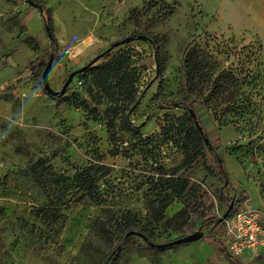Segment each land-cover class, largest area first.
Instances as JSON below:
<instances>
[{
  "label": "rangeland",
  "instance_id": "obj_1",
  "mask_svg": "<svg viewBox=\"0 0 264 264\" xmlns=\"http://www.w3.org/2000/svg\"><path fill=\"white\" fill-rule=\"evenodd\" d=\"M27 1L0 0V264H126L140 257L153 264H264L261 255L229 258L214 238L223 227L208 221L235 202L234 211L253 208L264 226V35L237 24L230 29L222 18L215 23L208 12L220 8L218 0H31L50 13L52 50L38 9L41 27L29 31L35 8ZM66 31L78 40L65 41ZM190 45L207 63L205 82L182 78ZM131 51L140 68L139 99L129 115L137 133L123 130L115 115L123 103L89 77H73L63 95L70 102L42 90L51 54L48 82L59 92L94 59L96 66ZM205 88L215 94L208 103ZM185 95L195 100L205 152L178 172L189 180L187 193L159 216L145 205L155 199L157 180L170 177L184 157L176 134L183 111L174 102ZM90 165L98 168L100 188L110 189L102 205L78 202L69 184ZM36 168L44 184L52 175L62 184L52 185L50 199L35 182ZM60 199L62 207L46 208ZM183 202L187 212L176 216ZM106 210L130 213L155 243L196 230L204 236L165 249L138 236L117 246Z\"/></svg>",
  "mask_w": 264,
  "mask_h": 264
},
{
  "label": "trees",
  "instance_id": "obj_2",
  "mask_svg": "<svg viewBox=\"0 0 264 264\" xmlns=\"http://www.w3.org/2000/svg\"><path fill=\"white\" fill-rule=\"evenodd\" d=\"M38 7L41 13L42 24L44 25L50 41L51 49L54 50L57 44L56 38H54L52 32L53 24L50 13L48 11L46 15H44L45 9L43 6L38 5ZM155 40L156 38H153L154 45ZM133 58L134 54L132 51L124 54H116V56L102 62L100 65L95 66L92 64L88 66L82 73L78 74L80 79H86L89 77L94 86L100 88L102 91H105L107 95L116 98L117 102L121 101L123 103L121 108H118L119 110L116 109L115 115H119L123 130L131 134L139 131V127L132 124L129 120V115L133 110L132 108L139 99L137 96V84L140 81V68L135 64ZM181 64L180 72L186 84L194 83L196 79H201L204 82L207 81L206 77L209 75L205 71L207 70V63H205V59L203 57L197 55L192 45L186 48ZM205 92H207L205 100L208 103L215 96V94L212 93L211 89L207 88H205ZM51 97L58 101L62 99L70 102L66 96L63 95ZM194 103L195 100H192L188 95H185L181 99L174 102L176 107L183 111L182 116L177 119L179 125L177 126L176 134L180 137V141L185 148V154L181 163L178 165V168L171 171L170 177L157 180L158 183L155 185L154 189H152L153 191H151V194H153L152 196H154L155 199L145 205L147 209L151 208L152 211H154L155 214L158 213L159 216L162 215V211L166 206L171 204L174 200H182L187 193L189 180L181 176H177L178 172L181 169L190 167V165H192V163L199 157L204 156L206 140L204 136L199 133L191 114V112H194L195 110V107H193ZM219 168H221L220 165ZM209 170L213 172V168L209 167ZM97 171V167L90 165L89 167H85L77 171L73 178L70 179V187L79 194L77 197L78 202H88L90 206H96L106 203L109 199L108 196L110 194V189L108 187L106 189L100 188L96 178ZM41 172H45V170L42 169ZM46 172L49 173L48 171ZM34 177L35 182L42 186L43 190L46 192V198L48 199L52 197L50 196L52 185H62L54 175L50 177L51 179L48 180L47 185L44 184L47 182L44 178V173H39L37 168L35 169ZM53 192L54 191H52V193ZM150 196L151 195L148 197ZM61 200L62 199L57 202L58 204L54 203L53 200H50V203L46 208H51L53 210L57 209L58 205L59 208L62 207V205H65L66 202H61ZM226 201L231 202L232 200ZM155 204L156 207H154ZM234 206L235 202L232 208ZM186 208L187 207L183 202V207L179 210L176 216L186 213ZM233 211L234 208L232 209V212ZM105 212L111 215L107 230L114 235L113 241L117 246H122L127 238L126 233L131 231L140 233L148 241H150L146 235L144 225L136 220V218H132L130 213H127L126 216L121 215V217H118V213H114L110 210H106ZM53 218L57 219V216H53ZM112 221H114L113 224H111ZM206 221L202 222L201 228L205 225ZM208 221L214 222L216 226L221 225L219 219H208Z\"/></svg>",
  "mask_w": 264,
  "mask_h": 264
},
{
  "label": "crops",
  "instance_id": "obj_3",
  "mask_svg": "<svg viewBox=\"0 0 264 264\" xmlns=\"http://www.w3.org/2000/svg\"><path fill=\"white\" fill-rule=\"evenodd\" d=\"M218 4H220V8L217 7V10L208 12L214 15V18L212 19L215 21V23H218V20L222 18L226 19L227 27L230 29L236 28L235 24H237L242 29L251 28L260 35H264V0H218ZM223 9L225 12L222 11ZM37 12L38 11H36V9L35 11L28 12L26 24L29 31L32 28H34V31H36V29L38 30L41 27L40 15H38L39 13ZM65 38V41L69 43L78 40V37L70 36L69 31H66ZM214 238L218 240V242L221 244V247H224V244L221 243L222 241L218 237H216V234H214ZM226 253L229 258L232 257L229 252ZM261 256H264V254L262 253ZM247 257H250V252L244 251V259H242V261L244 262L247 260ZM126 264L153 263L150 262L146 257H140L137 258V260H129Z\"/></svg>",
  "mask_w": 264,
  "mask_h": 264
},
{
  "label": "built area",
  "instance_id": "obj_4",
  "mask_svg": "<svg viewBox=\"0 0 264 264\" xmlns=\"http://www.w3.org/2000/svg\"><path fill=\"white\" fill-rule=\"evenodd\" d=\"M220 223V240L232 257L238 258L244 251L250 252L251 258L264 254V227L256 210L247 206L237 209Z\"/></svg>",
  "mask_w": 264,
  "mask_h": 264
},
{
  "label": "water",
  "instance_id": "obj_5",
  "mask_svg": "<svg viewBox=\"0 0 264 264\" xmlns=\"http://www.w3.org/2000/svg\"><path fill=\"white\" fill-rule=\"evenodd\" d=\"M27 3L35 8L39 10V7L37 4H35L33 1L28 0ZM119 43H116V45H118ZM116 45H114V47H116ZM97 59H94L93 61H91L89 64H87V66H85L84 68L74 71L73 73H71L68 78L65 80V83L63 84L62 88L59 90V92L54 91L51 87L50 84L48 82V74L51 70V65L54 61V54H51L45 67L44 70L42 72L41 75V82H42V90L50 95V96H59V95H64L67 88L71 85L73 77L75 75H78L80 73H82L88 66L92 65L95 63ZM193 120L195 122V125L199 131V133L202 135V131L201 128L198 125V122L195 121V117H194V112H191ZM232 206L233 203L231 202L229 204V206L227 207L228 209L223 213V216L219 218L220 222L223 221V219H225L226 217L229 216V214L232 212ZM204 233L201 230H196L194 231V233L192 234H188V235H184V236H180V238H177L176 240H172V241H168L165 243H154V242H150L148 241L143 235H141L138 232H128L126 233V237H131V236H138L139 238H141V240H143L145 242V244L149 247V248H155V249H165V248H172V247H179L180 245H185V244H192L196 241H199L202 239ZM113 253H111V256L108 258V260H110V258L113 256Z\"/></svg>",
  "mask_w": 264,
  "mask_h": 264
}]
</instances>
